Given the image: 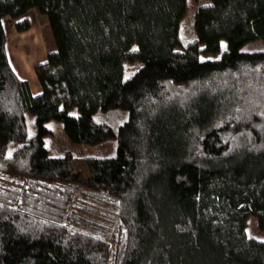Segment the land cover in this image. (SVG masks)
Segmentation results:
<instances>
[{
    "label": "trees",
    "instance_id": "16d2710c",
    "mask_svg": "<svg viewBox=\"0 0 264 264\" xmlns=\"http://www.w3.org/2000/svg\"><path fill=\"white\" fill-rule=\"evenodd\" d=\"M187 0H0V264H264V0H209L182 44ZM36 9L55 48L12 68L5 20ZM226 49L218 59L220 42ZM139 64L124 77L125 68ZM73 109L78 115H72ZM52 120L71 152L51 158ZM107 210L112 222L103 237Z\"/></svg>",
    "mask_w": 264,
    "mask_h": 264
},
{
    "label": "rangeland",
    "instance_id": "374dc122",
    "mask_svg": "<svg viewBox=\"0 0 264 264\" xmlns=\"http://www.w3.org/2000/svg\"><path fill=\"white\" fill-rule=\"evenodd\" d=\"M187 12L186 16L182 20L181 27H180V37L182 44H186L189 41H192L195 37L194 29H193V18L197 11V9L205 5L209 2V0H187ZM43 36L42 39L40 38L38 41L35 39L34 41V32L33 29L28 34H25L21 37V39H14L10 38L12 47L10 48V64L15 70L19 69L22 70L23 77H30L32 74L35 81L36 77L34 75V65L38 62L43 61L44 54L41 52L42 50L51 51L55 48L52 33L48 25L44 27L41 24L40 27ZM40 31V32H41ZM21 34V33H20ZM40 37V36H39ZM14 39V40H13ZM40 42V43H39ZM200 48V59H218L223 51L226 49V42L221 40L220 42V51L219 53L212 54V53H205L203 52V45H199ZM245 49L247 51H257V50H264V47L249 45ZM15 54L19 55V60H15ZM25 65L27 67V71L23 70L22 67ZM139 64H130L127 65L124 72V77H128L129 74L137 70ZM24 68V67H23ZM72 115H78V111L73 109L71 112ZM48 127L52 130V134L50 136H46L44 139L45 147L48 149L51 158H63L65 152L69 151L72 154V165L73 169L76 173L83 176V178H91L97 174L96 168L93 166H89L85 163L83 158V151H89L88 153H96L101 156H111L115 154V144L108 143L103 147L99 146H83L80 144H73L70 142L68 137L66 136L63 125L58 122L52 120L48 123ZM109 213L107 210H102V214L98 213V215L94 216L95 220H99L101 218V223L104 226L103 230H96V229H85L87 232L103 237L104 233L108 231L109 226H111L112 222L110 221ZM105 231V232H104ZM247 235L250 237H255L260 240H264V231L260 230L257 225V219L254 216H249L247 219V226H246Z\"/></svg>",
    "mask_w": 264,
    "mask_h": 264
},
{
    "label": "crops",
    "instance_id": "0c3cea01",
    "mask_svg": "<svg viewBox=\"0 0 264 264\" xmlns=\"http://www.w3.org/2000/svg\"><path fill=\"white\" fill-rule=\"evenodd\" d=\"M28 20H29V23H30V29L27 30L26 32H23V33H18L15 28H14V25H13V21L10 20V18H6L5 20V29H6V34H7V42H6V49H7V53H8V58H9V61H10V48L12 47L11 45V41H10V38H14V39H21L22 36H24L25 34H28L31 29H33V32H34V41L35 39H37L38 41H40L39 39L41 38L42 39V36H43V33L40 29L41 27V24L44 25V27L46 25H48L47 23V18L46 16L44 15H40L36 9H30L27 14H26ZM41 31V32H40ZM40 36V37H39ZM13 39V40H14ZM40 43V42H39ZM50 51V50H49ZM43 54H44V59L43 61L46 59V56H47V52L48 51H41ZM19 55L17 54V57H16V54H15V60H19ZM24 67V68H23ZM22 67L23 70L27 71V67H25V65ZM14 69V71L18 74L19 77L23 78V79H27L30 83V88H31V92L33 95H37L40 93L41 91V87L40 85L38 84V81H35L32 74H30V77L26 78V77H23L21 74H22V70H20V72L17 70H15L14 67H12ZM34 70V69H33ZM35 75V73H34ZM36 77V76H35ZM37 80V79H36Z\"/></svg>",
    "mask_w": 264,
    "mask_h": 264
}]
</instances>
